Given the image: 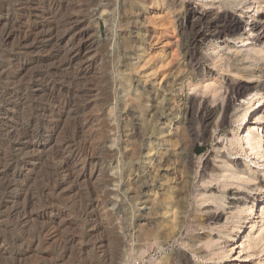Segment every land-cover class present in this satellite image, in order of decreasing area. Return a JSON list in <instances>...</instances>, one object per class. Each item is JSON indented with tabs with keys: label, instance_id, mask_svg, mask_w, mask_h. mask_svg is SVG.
<instances>
[{
	"label": "rangeland",
	"instance_id": "obj_1",
	"mask_svg": "<svg viewBox=\"0 0 264 264\" xmlns=\"http://www.w3.org/2000/svg\"><path fill=\"white\" fill-rule=\"evenodd\" d=\"M190 6L239 27L195 43ZM254 18L264 0H0V264H264V159L233 144L264 133Z\"/></svg>",
	"mask_w": 264,
	"mask_h": 264
},
{
	"label": "bare ground",
	"instance_id": "obj_2",
	"mask_svg": "<svg viewBox=\"0 0 264 264\" xmlns=\"http://www.w3.org/2000/svg\"><path fill=\"white\" fill-rule=\"evenodd\" d=\"M18 2H21V0H18ZM24 2V1H23ZM245 2V1H243ZM242 3V1H241ZM158 6V5H157ZM190 8H192V13H193V16L194 18L192 17H188L186 16L185 18H182V17H178V19H175L177 20L178 22V27L180 28V31H182L181 33H183L184 31H186L188 28H193L195 27V23H196V20L200 19V20H207V28L208 30L207 31H202V30H197L196 33H192L194 35V37H191V38H194L193 41L196 43L197 41H205V40H220L221 38H223L228 32V30H231L233 28H238L239 27V21L235 18H229V20H224L225 17H223L222 15H219V14H215V15H212L207 9L205 8H198V7H194V6H190ZM190 10V11H191ZM189 11V12H190ZM211 11V10H210ZM166 12V11H165ZM159 14V13H158ZM171 14V13H170ZM157 16L159 15H155V17L157 18ZM168 16V15H167ZM171 16V15H170ZM177 16H180V15H177ZM154 17V19H155ZM160 17V16H159ZM158 17V18H159ZM162 17V15H161ZM166 17V16H164ZM153 18V17H152ZM157 18V19H158ZM167 18V17H166ZM160 19V18H159ZM223 19L224 22H223V25H219V21L218 20H221ZM227 19V18H226ZM156 20V19H155ZM171 20V19H169ZM157 21V20H156ZM155 21V22H156ZM167 21V20H166ZM152 22V21H151ZM163 22V21H162ZM199 22V21H198ZM69 23V22H68ZM79 23V22H78ZM158 23V22H157ZM171 23V22H170ZM153 24V23H152ZM15 25V24H14ZM77 25V24H76ZM157 25V24H156ZM156 25H153L156 27ZM158 26V25H157ZM200 27V26H199ZM204 27V26H203ZM248 27L250 28V34L253 35L255 38L253 40H255L256 42H259L261 40V33L262 31L264 30V25L257 21L255 18L249 22L248 24ZM74 28V27H72ZM71 28V29H72ZM78 29V28H77ZM205 29V28H204ZM191 30V29H190ZM31 31V30H30ZM235 31V30H234ZM187 32V31H186ZM189 32V31H188ZM192 32V31H191ZM232 32V31H231ZM10 33V32H9ZM30 33V32H29ZM33 33V32H32ZM82 33V32H81ZM37 34V32H36ZM42 35V34H41ZM84 36V35H83ZM183 36V35H182ZM186 37V36H184ZM183 37V38H184ZM29 39H30V35L26 34L25 36H23V38H21L19 40V45L18 47L19 48H24L27 46V42H29ZM37 39V36L35 37V40ZM248 40V39H247ZM37 41V40H36ZM40 41V40H39ZM246 41V40H245ZM244 41V42H245ZM165 43V42H164ZM194 44V43H193ZM87 48V47H86ZM79 49V48H78ZM90 49V48H87V50ZM68 51V50H67ZM66 51V52H67ZM71 52V51H69ZM85 52V51H84ZM259 52V51H258ZM262 52V51H261ZM264 52V51H263ZM75 54V53H74ZM86 54V53H85ZM72 56V55H71ZM65 57V56H64ZM70 57V56H69ZM250 57V55H248L245 60H248V58ZM196 58L195 55L193 56H190L189 59L190 60H194ZM264 58V57H263ZM223 59L225 61H230L231 60V57H223ZM67 60V59H66ZM62 64V63H61ZM70 70V69H69ZM205 73V72H204ZM56 74V73H55ZM247 85V84H246ZM244 86V91H249L250 89H252V86L251 85H247V86ZM258 86L262 87L264 89V80H263V83L261 84H258ZM259 94H257L255 97H257ZM254 97V96H253ZM253 99V98H252ZM251 99V100H252ZM264 101L260 100L258 102V106H257V110L256 111H259L261 112L264 108V105H263ZM251 113V112H250ZM253 119L250 120V122H252ZM253 128V127H252ZM249 125L247 126V132H246V135L245 136H242V138H238V139H234L233 140V144L236 145V146H239L243 151H245L247 154H252V156H255L257 159H264V133H259L255 130H253ZM91 153V152H90ZM79 157V156H78ZM81 159V158H80ZM68 168V167H66ZM236 169V168H235ZM235 169H231L230 171V174L228 175L229 177H233V178H238L239 181H250V180H253L255 178L254 175H244V176H240L238 175L239 173L237 172V170ZM237 179V180H238ZM186 184V182H185ZM188 184V183H187ZM189 186V185H187ZM191 187V186H190ZM186 188V187H185ZM188 190V188H187ZM187 192V191H186ZM237 203V202H236ZM235 203V204H236ZM262 203H264V199L262 201ZM253 205V204H252ZM255 206V205H254ZM252 206V207H248V208H244V209H241L240 210V214H244V213H254L255 211V207Z\"/></svg>",
	"mask_w": 264,
	"mask_h": 264
},
{
	"label": "built area",
	"instance_id": "obj_3",
	"mask_svg": "<svg viewBox=\"0 0 264 264\" xmlns=\"http://www.w3.org/2000/svg\"><path fill=\"white\" fill-rule=\"evenodd\" d=\"M120 264H144L142 261H138L133 256L128 255Z\"/></svg>",
	"mask_w": 264,
	"mask_h": 264
}]
</instances>
